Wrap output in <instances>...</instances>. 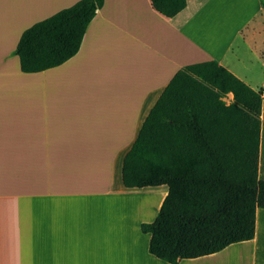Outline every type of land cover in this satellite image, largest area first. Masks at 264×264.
Wrapping results in <instances>:
<instances>
[{
  "label": "crops",
  "instance_id": "0c3cea01",
  "mask_svg": "<svg viewBox=\"0 0 264 264\" xmlns=\"http://www.w3.org/2000/svg\"><path fill=\"white\" fill-rule=\"evenodd\" d=\"M80 1L0 0V264H168L142 225L169 188L127 189L125 157L182 68L216 61L263 91L264 0H187L174 18L105 0L75 57L23 73V33ZM179 264H264V209L253 240Z\"/></svg>",
  "mask_w": 264,
  "mask_h": 264
},
{
  "label": "trees",
  "instance_id": "16d2710c",
  "mask_svg": "<svg viewBox=\"0 0 264 264\" xmlns=\"http://www.w3.org/2000/svg\"><path fill=\"white\" fill-rule=\"evenodd\" d=\"M174 18L187 0H151ZM105 0H81L26 30L15 50L23 73L57 68L75 57ZM234 94L236 101L225 99ZM234 96V99H235ZM263 99L216 61L182 68L147 116L125 157L127 189L168 186L151 235V255L179 264L251 241L264 209L260 178Z\"/></svg>",
  "mask_w": 264,
  "mask_h": 264
},
{
  "label": "rangeland",
  "instance_id": "374dc122",
  "mask_svg": "<svg viewBox=\"0 0 264 264\" xmlns=\"http://www.w3.org/2000/svg\"><path fill=\"white\" fill-rule=\"evenodd\" d=\"M235 99L232 97H227L226 103L234 102ZM264 110V108H263ZM261 179H264V113H263V133H262V146H261Z\"/></svg>",
  "mask_w": 264,
  "mask_h": 264
},
{
  "label": "built area",
  "instance_id": "2783aa9c",
  "mask_svg": "<svg viewBox=\"0 0 264 264\" xmlns=\"http://www.w3.org/2000/svg\"><path fill=\"white\" fill-rule=\"evenodd\" d=\"M261 95H262V99H263V102H264V89H263V91L261 92Z\"/></svg>",
  "mask_w": 264,
  "mask_h": 264
}]
</instances>
